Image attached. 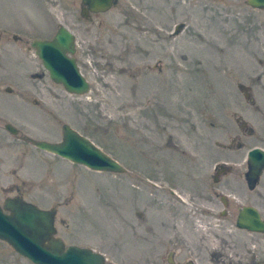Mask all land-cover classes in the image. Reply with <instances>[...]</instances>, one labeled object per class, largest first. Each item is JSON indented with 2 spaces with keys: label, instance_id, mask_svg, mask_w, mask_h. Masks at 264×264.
<instances>
[{
  "label": "rangeland",
  "instance_id": "obj_1",
  "mask_svg": "<svg viewBox=\"0 0 264 264\" xmlns=\"http://www.w3.org/2000/svg\"><path fill=\"white\" fill-rule=\"evenodd\" d=\"M83 6L0 0V24L27 26L29 39L0 42V203L22 196L56 208L57 236L106 253V264H264V233L236 226L244 205L264 217V175L243 196L235 183L247 151L264 147V116L250 115L264 108V10L247 0H117L85 17ZM61 25L76 36L86 94L54 82L33 47L28 62L11 58ZM64 123L125 172L93 171L32 143L61 141ZM223 162L235 174L215 182ZM0 264L34 263L0 240Z\"/></svg>",
  "mask_w": 264,
  "mask_h": 264
},
{
  "label": "water",
  "instance_id": "obj_2",
  "mask_svg": "<svg viewBox=\"0 0 264 264\" xmlns=\"http://www.w3.org/2000/svg\"><path fill=\"white\" fill-rule=\"evenodd\" d=\"M83 14L106 12L116 0H82ZM255 9H264V0H247ZM183 24L175 27L180 32ZM32 46L37 50L51 79L62 84L73 94H86L90 82L80 71L76 59V36L68 27L61 26L54 38L35 40ZM11 133H18L12 124H7ZM38 148L85 166L93 171L123 173L126 168L114 157L105 152L89 137L81 134L69 124L63 125V138L60 142L32 140ZM251 165V186L256 185L264 169V151L255 148L249 152ZM56 209H42L22 197H8L0 204V239L8 242L19 254L34 264H105L103 253L92 248L66 245L56 236ZM237 227L251 232L264 233V219L253 206L241 209Z\"/></svg>",
  "mask_w": 264,
  "mask_h": 264
},
{
  "label": "flooded vegetation",
  "instance_id": "obj_3",
  "mask_svg": "<svg viewBox=\"0 0 264 264\" xmlns=\"http://www.w3.org/2000/svg\"><path fill=\"white\" fill-rule=\"evenodd\" d=\"M85 6H83V8H84ZM259 10H264V9H259ZM89 13H94V12H91V11H89L88 12V15H89ZM88 17V16H87ZM61 26H65V25H61ZM61 26H59V28L61 27ZM67 27V26H66ZM58 28V29H59ZM58 29H57V31H58ZM28 29H27V26H24V25H19V24H12V23H9V24H0V42H4V41H9V40H11V39H13L14 41H22V43L23 42H27V43H29V39H27L26 38V36H27V33H28V31H27ZM57 31H56V33H57ZM56 33L53 35V36H51L50 38H44V39H33V40H31V42H30V46L29 47H27V48H25L24 49V46L22 45L21 46V49H20V51H15V54L11 57V58H14L15 60H18V61H20L21 60V63L23 62V60H26L27 62H28V59H29V55H28V53H27V51L29 50V49H31L30 47H33L32 46V43L35 41V40H46V39H52V38H54V36L56 35ZM34 48V47H33ZM34 50H35V53L37 54V50L34 48ZM77 50V49H76ZM38 55V54H37ZM39 57V56H38ZM73 57H74V55H73ZM40 58V57H39ZM75 59H76V57H74ZM41 59V58H40ZM42 60V59H41ZM76 61H77V59H76ZM17 62V61H16ZM17 63H19V62H17ZM42 63H43V61H42ZM77 64H78V62H77ZM43 66H44V64H43ZM79 66V65H78ZM45 67V66H44ZM46 68V67H45ZM254 77L255 76H252V78H253V81L252 82H250V85H248V87H247V91H248V94H249V96H248V101H249V103H251V105H253L254 103H255V97H254V94L256 93L255 92V82L256 81H254L255 79H254ZM263 79L264 78V75L262 76V77H260V74H257V77H256V79ZM62 85V84H61ZM240 89V88H239ZM253 113H250V115H254V112H258V113H261L262 114V116H264V108H262L260 105L257 107V108H255V107H252L251 109H250ZM248 123V122H247ZM245 124L244 123V125H243V128L245 127V128H247V133L249 132V134L250 135H254L255 134V131L257 130V128H256V126H255V124L252 122H249L248 124ZM64 125V124H63ZM7 126V124L5 125V127ZM6 129H7V127H6ZM62 129H63V126H62ZM239 146H243V142H240V144H239ZM255 148H260L261 150H263L264 151V147L263 146H260V145H256V146H254V147H252V148H250L248 151H247V154H246V158H245V160H246V168L244 169L245 171L243 172L244 174L241 176H238V177H236V180H235V183H237V182H239L238 181V179H240V181L241 182H243V189H244V192H246V193H241V192H239V193H241L242 194V196L243 195H246V194H248V190L249 191H254L257 187H258V185H259V183H260V181H261V179H262V176L264 175V169H263V171H262V173H261V175H260V178H259V180L257 181V183H256V185H254L253 187L251 186V178H250V172H251V165H250V162H249V152H250V150H252V149H255ZM229 162H223V164H219V165H217L216 167H215V173L213 174V179H214V181L216 182H218V181H222L223 180V178L224 177H226L228 174H235V169H236V167H233V166H231V165H229L228 164ZM201 168H199V170H200ZM202 175V174H201ZM201 178H202V176H201ZM242 189V188H241ZM173 192V191H172ZM228 196H232V194H228ZM15 197H22V196H14L13 198H15ZM234 197V196H233ZM235 197H236V195H235ZM234 197V198H235ZM8 198V197H7ZM23 199H25L24 197H22ZM5 200H6V198H5ZM4 200V201H5ZM247 206H252V205H244V206H242L240 209H239V211H238V214H237V219H238V216H239V213H240V211H241V209H243L244 207H247ZM253 207H255V206H253ZM255 208H257V207H255ZM258 209V208H257ZM258 211L260 212V210L258 209ZM260 214H261V217L264 219V217H263V215H262V213L260 212ZM237 219H236V226H237ZM237 228H239V227H237ZM239 229H241V228H239ZM242 230H246V229H242ZM246 231H248V232H251V231H249V230H246ZM254 233H257V232H254ZM4 241V240H3ZM6 242V241H5ZM7 243V242H6ZM10 245V244H9ZM11 246V245H10ZM12 247V246H11ZM174 254H175V252H173ZM103 254L105 255L106 253H104L103 252ZM106 257V256H105ZM106 259H107V257H106ZM106 263H107V261H106ZM105 263V264H106ZM157 263L158 264H160V261L158 260L157 261ZM187 264H193V263H191V262H188Z\"/></svg>",
  "mask_w": 264,
  "mask_h": 264
}]
</instances>
